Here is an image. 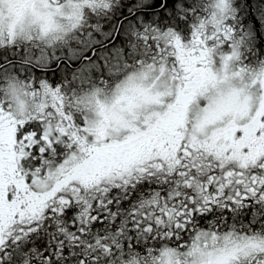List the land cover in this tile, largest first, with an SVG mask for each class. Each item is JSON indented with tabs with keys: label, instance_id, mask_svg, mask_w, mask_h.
Wrapping results in <instances>:
<instances>
[{
	"label": "snow or ice",
	"instance_id": "snow-or-ice-1",
	"mask_svg": "<svg viewBox=\"0 0 264 264\" xmlns=\"http://www.w3.org/2000/svg\"><path fill=\"white\" fill-rule=\"evenodd\" d=\"M6 4L8 19L26 7L0 0V37ZM32 7L47 24L24 16L27 34L38 28L40 40L51 37L45 48H66L69 61L86 42L91 50L117 39L85 24L113 0ZM227 8L211 0L183 41L171 25L192 17L190 0L149 5L152 22L131 31L129 46L146 54L137 69L151 83L135 84L129 71L112 88L150 106L133 109L123 128L90 119L103 116L101 89L72 103L56 81H0V264H264V67L233 68L235 51L218 54L232 34ZM124 59L114 45L105 64L127 69ZM88 60L73 80L87 79ZM233 98L240 111L216 119Z\"/></svg>",
	"mask_w": 264,
	"mask_h": 264
},
{
	"label": "trees",
	"instance_id": "trees-1",
	"mask_svg": "<svg viewBox=\"0 0 264 264\" xmlns=\"http://www.w3.org/2000/svg\"><path fill=\"white\" fill-rule=\"evenodd\" d=\"M152 2H154V0H147V2H144V0H131V3L137 4L136 9H131L129 0H118V2L117 0H113L114 7L111 12L100 17L88 15L85 19L86 25L97 26L105 34L115 33L117 39L114 40L112 44H108L107 47L96 45L91 50L87 46L88 42H86L85 47L87 54L82 55L79 61H69L67 59V49L55 46V48L58 47V55L46 52V54L51 56L50 60L45 61L39 59L38 65L32 63V61L31 65H35L33 68L27 66V62L25 61L26 54L19 53L16 50L0 48V81H4L6 77H9V72L12 71V73H14L13 71H15V73H25L27 76L34 75V78L37 79L42 77L45 80H50L49 82L51 85L53 81H56V83L64 87V84L61 82L70 80L72 81V85L75 86L79 79L73 80V73L75 69L79 67L83 57H88V62L94 63L98 68V70L91 71L87 78L94 79L108 72V68L111 69V62L105 66L102 61L108 59L110 49L114 45L124 49V62H130L129 66H133L136 58L142 57L141 55L144 53L138 48L134 49L129 46V41L131 40L130 33L134 29L138 30L142 24H150L152 22L151 19L147 21L144 19V13L149 10V5ZM190 3L194 8L193 15H195L198 11H201L204 0H190ZM232 3L236 12L232 19L231 26L233 30L236 31V36L239 37L237 41L241 40L243 57H245V60L247 59V62H250L251 65H264V0H233ZM125 5L129 6L126 7ZM133 17H135V19ZM192 17L186 22H181L179 25L173 24L171 26L176 28L177 31L181 28L185 33V30H187L191 24L190 21ZM88 30L91 29L86 27L85 32ZM93 36L97 40L101 39L98 33H93ZM92 51H95V56H92ZM14 56L18 57L16 61H12V57ZM55 57L59 58L55 60ZM53 65L55 66L53 67ZM19 67H23L22 72H19ZM57 71L59 72L58 80L55 76L51 75V73ZM37 73H40V75L37 76Z\"/></svg>",
	"mask_w": 264,
	"mask_h": 264
},
{
	"label": "rangeland",
	"instance_id": "rangeland-1",
	"mask_svg": "<svg viewBox=\"0 0 264 264\" xmlns=\"http://www.w3.org/2000/svg\"><path fill=\"white\" fill-rule=\"evenodd\" d=\"M233 0H227V12L225 13V27L230 28L232 30V34H231V39L229 41H227L225 44H223L219 49H218V54L219 55H231L233 53V51L236 52V54L238 55L239 59L235 60L232 64L233 68L236 67H244L250 71H256L261 67H264L263 64H257V65H251L250 62H247V59L245 60V57H243L242 55V46L240 41H237V37L236 36V31L233 30L232 26H231V22L232 19L235 15L236 9L234 8V5L232 3ZM211 0H204L203 6L201 8V11H198L195 15H192V19L190 21V25H193L197 22V18H204L207 14H208V10L206 9V6L208 3H210ZM33 13V7L31 5L30 9H27L23 14V16L21 17H16L14 22H10L9 23V30H12L14 32L15 27L18 25L20 27L21 30V26L23 25L24 28L25 26H27V24L25 23V19L24 16L27 17V19L29 20H35L38 23L42 22L44 24H47V20L46 19H42L40 17H36L32 15ZM87 17V16H86ZM10 20V19H9ZM5 23V20H4ZM8 30V31H9ZM37 31H39V29L37 28L36 31H34L31 35L27 34L26 31V41L28 43H30L32 46L31 50H28V45H27V53L25 56V61L31 63H36V65H38L39 63V59H41V57H46V59L43 60H50L51 56L46 54V52L48 53H53V54H57L58 52V47L57 48H50V49H46L45 48V42H47V40L51 39L50 36L45 37L44 40H40L38 38V36L36 35ZM178 34L181 36V39L183 41H187V39L190 37V33H191V28L188 27L187 30L182 31L181 28H179V30L177 31ZM13 41V40H11ZM10 41V42H11ZM74 43V42H73ZM7 44L8 42L0 39V48L3 49H7ZM74 45V44H73ZM60 47V46H59ZM34 50H37L36 52ZM30 52V53H29ZM87 54L86 51V47H84L80 53L78 54L77 60L79 61L82 55ZM58 55V54H57ZM80 55V56H79ZM142 57L136 58V61L134 62L133 66H129V68L124 69L123 67H121V69L119 71H117L116 69H114L113 67L108 68L109 71L106 72L105 74H102L101 76L99 75L98 77L92 79V78H87L85 80H80L76 83L77 85L73 86L72 85V81L70 80H64L61 83L64 84V87L61 86L62 88V92L63 94H65L68 99L69 102L74 103L76 100H79L81 97L90 94L94 89H101L102 90V94H107L112 87L114 86V84L117 82L118 79L122 78L124 75H126L129 71H134L137 69L138 65H137V61L140 59H146V54H142ZM59 57H55L54 59H58ZM103 65L106 66L105 64V60L102 61ZM23 64V63H22ZM33 64V65H34ZM130 64V62L128 63ZM23 66V65H21ZM101 68V67H100ZM23 67L20 68L19 67V72H22ZM98 70V68L95 66L92 71ZM14 73L9 72V77H6V79L4 81H7L9 79L15 78L17 80L23 81L25 83H33L35 85H38L39 82L41 80L48 82L50 85L51 83L49 82L50 80H45L42 77H39V79L34 78V75H26L25 73H15V71H13ZM78 80V79H77ZM54 87V86H53ZM100 100H101V96H100ZM148 100L149 98L143 94H136L134 96L128 97V98H124V99H120L118 96L116 97L115 101L111 104L107 103L106 101H103L104 104L101 106L100 111L103 112V116H99V119H103L106 125V131H110L112 129L115 128H123L126 125V122L128 120V118L131 116V112L133 109H136L140 106H150L148 104ZM102 101V100H101ZM242 107V100L240 98H233L230 103L220 109L217 114H216V119L222 118L225 115L228 114H233V113H237L240 111ZM212 121H210L209 123H211Z\"/></svg>",
	"mask_w": 264,
	"mask_h": 264
},
{
	"label": "clouds",
	"instance_id": "clouds-1",
	"mask_svg": "<svg viewBox=\"0 0 264 264\" xmlns=\"http://www.w3.org/2000/svg\"><path fill=\"white\" fill-rule=\"evenodd\" d=\"M9 6L6 4L5 5V9H6V19H5V23H4V27H3V36L5 37V39H8V30H9V23L10 22H14L16 17L13 16L11 17V19L9 20L7 18V8ZM27 31V26H25V31H21L20 30V27L17 25L15 27V30H14V35H13V38L12 40H16V39H19L21 38L22 36L26 35ZM35 31V30H34ZM33 31V32H34ZM137 75L135 77V80H134V83L135 84H143L145 87H148L151 83V79H142L140 76H139V72L141 71L140 69H136L134 70ZM132 73H129V75H131ZM119 95V93L117 92V90L115 88H112L107 94H102L101 95V100L102 102L103 101H106L107 103L111 104L115 101L116 97ZM90 119L91 120H97L99 119V116L96 115V114H90Z\"/></svg>",
	"mask_w": 264,
	"mask_h": 264
},
{
	"label": "flooded vegetation",
	"instance_id": "flooded-vegetation-1",
	"mask_svg": "<svg viewBox=\"0 0 264 264\" xmlns=\"http://www.w3.org/2000/svg\"><path fill=\"white\" fill-rule=\"evenodd\" d=\"M24 2H25V4H26V7H24L23 9H22V13H24L27 9H30L31 8V5H32V3H33V0H24ZM89 28V27H88ZM90 29V28H89ZM89 31V30H88ZM0 39H3V40H5V41H7L8 42V44H7V49L8 50H16V51H18L19 53H24V54H26L27 53V45H28V50H31V48H32V46H30L31 44L30 43H28L27 41H26V39H27V37H26V35H24V36H22L21 38H19V39H16V40H13V41H9L8 39H5V37L4 36H2V37H0ZM35 52L37 51V50H34ZM30 53V52H29ZM13 59H12V61H16V59L18 58L17 56H14V57H12ZM84 58V57H83ZM82 58V59H83ZM27 64V66H31V67H33L34 68V66L35 65H31V63H26Z\"/></svg>",
	"mask_w": 264,
	"mask_h": 264
}]
</instances>
